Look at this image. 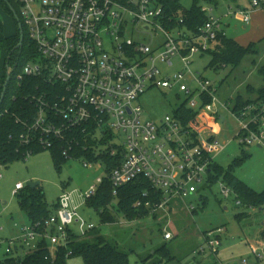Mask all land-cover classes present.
<instances>
[{"label": "built area", "instance_id": "built-area-1", "mask_svg": "<svg viewBox=\"0 0 264 264\" xmlns=\"http://www.w3.org/2000/svg\"><path fill=\"white\" fill-rule=\"evenodd\" d=\"M19 2L38 55L18 77H35L46 84L34 98L32 123L25 127L22 140L27 144L35 141L48 151L60 145L69 159L78 149L118 158L121 164L109 176L114 196L125 185L147 179L153 196L162 195V200L148 201L145 206L152 216L170 217L174 202L185 203L201 193L215 172L216 158L227 147L211 133L220 108L230 111L239 123L236 138L240 145L264 147V101L231 111L229 104L218 99L212 81L192 70L194 57L212 50L225 31L214 7H201L208 21L191 30L184 17L169 11L167 0ZM259 9L264 10V0H252L250 9L239 8L227 17L248 25L252 13ZM153 88L185 98L174 115L159 123L144 120L139 103ZM186 113L191 117L186 118ZM30 156L32 152H28ZM83 162L86 168L92 167L90 161ZM102 183L103 178L98 179L80 198L86 203ZM220 187L224 199L234 197L236 205L242 206L228 184L220 182ZM24 188L23 183H17L15 195ZM149 197L144 193L134 207H142ZM58 204L56 213L44 224L23 225L20 235L7 241L5 255L23 257L45 239L55 256L74 234L86 236L97 228L78 213L73 193L64 192ZM185 208L194 215L198 206L191 202ZM224 232L223 228L207 232L206 249L217 250ZM163 237L166 241L174 238L167 226ZM250 246L264 263V249Z\"/></svg>", "mask_w": 264, "mask_h": 264}, {"label": "rangeland", "instance_id": "rangeland-1", "mask_svg": "<svg viewBox=\"0 0 264 264\" xmlns=\"http://www.w3.org/2000/svg\"><path fill=\"white\" fill-rule=\"evenodd\" d=\"M251 1L180 0L183 10H190L196 5L204 8L214 7V14L222 18L223 28L229 38L242 42L246 47L254 46V51L235 68L232 64L227 67L220 65L211 67L213 51L196 55L193 59L192 70L212 81L217 87L218 99L229 104L231 111L240 97L244 101L256 100L259 90L264 86L262 71L264 11L260 10L257 14H252L248 25L240 19L224 17L227 13H235L238 6L247 8ZM0 30L5 37L14 36L17 33L14 17L1 5ZM7 57V51L0 47V88L6 74ZM184 99L183 95L178 96L174 91L162 88L150 89L139 101L144 110L143 118L159 123L165 116L174 115ZM239 130V123L232 113L220 108L217 123L211 133L227 145L225 151L216 158L218 166L224 173L219 176L216 183L209 185V189L206 191L202 189L203 192L185 200L187 205L191 202L199 204L200 194L208 197L207 207L198 210V217L201 219L198 221L196 218L197 224L195 222L179 223L174 218V220L165 219L162 218V214H159L158 217L163 223L162 227H160V221L155 223L152 215L150 221L148 217L131 225L127 224L122 215L117 214L116 224L102 225L97 212L92 207H88L83 198H80L92 186L97 185L98 179L106 176L102 162L93 163L92 167L86 168L82 159H70L59 167L55 164L52 152L45 150L30 156L27 161L15 162L6 168L0 167V228H2L0 242L4 241L1 243L0 264L5 257L7 241L18 237L22 225L28 223L26 215L20 209L19 199L14 193L16 184L20 182L25 186L30 182H40V188L49 205H54L64 192L73 193L75 204L79 206L78 213L83 218L93 222L107 238L128 239L125 246L137 248V253L142 258L154 255L155 251L166 246L173 259H166L164 264H263V261L253 254L250 245L254 242L255 246L264 249L262 246L264 237L261 235L264 230V206H251L244 201L242 206H236L234 197L224 199L221 195L220 182H224L227 173H231L253 191L264 192V147L240 145L236 138ZM240 213L244 214L242 215L243 223L237 219ZM166 226L174 234L171 241L164 240L162 228ZM221 226L226 229L221 239V246L215 251L206 249L207 244L205 248L201 249L202 246H200L198 249V244H204V241L199 238L201 233ZM137 228H140V231ZM115 233L118 234L114 236ZM123 250L130 251L126 248ZM156 258L161 259L159 256ZM70 264H79V260H72ZM129 264L144 263L139 260L137 254L131 253Z\"/></svg>", "mask_w": 264, "mask_h": 264}, {"label": "trees", "instance_id": "trees-1", "mask_svg": "<svg viewBox=\"0 0 264 264\" xmlns=\"http://www.w3.org/2000/svg\"><path fill=\"white\" fill-rule=\"evenodd\" d=\"M167 3L170 6L169 11L184 17L185 26L191 30H197L199 26L204 25L208 21L207 15L197 5L190 10H183L180 0H167ZM0 5L14 17L13 9L19 16L21 24L23 23L22 7L19 0H7V2L0 0ZM22 31L24 39L22 45L19 46L21 39L19 28L17 33L11 37H5L2 30H0V47L8 53L6 74L0 88V167L4 168L15 162L27 161L28 152H32L33 156L45 151L35 141L27 144L22 140L25 127L32 123V116H34L32 112L34 105L32 103L34 98L38 97L46 88L44 81L39 78L28 77L19 80L18 76L22 73L24 67L32 58L38 55L24 23ZM253 48V45L246 47L229 38L224 31L219 34L216 46L209 51H213L211 67L214 68L218 65L227 67L232 64L235 68L248 54L254 51ZM7 65L13 70L5 98L1 102V95L7 77ZM262 71L264 74V67ZM258 94V98L254 101H244L240 97L233 111L239 112L249 104H257L264 101V86L259 90ZM184 115L186 118L191 117L187 113ZM62 148V146L57 145L53 151H50L53 154L55 164L59 167L70 160L63 155ZM73 159H86L91 163L102 162L105 166L106 176L103 178V183L100 185L96 195L86 202L87 206L92 207L100 216L102 225L113 226L116 224L117 214L122 215L128 222L145 219L151 216V211L145 206V203L148 201L153 203L160 202L162 200V195L161 197L153 196L154 191L151 189L150 182L144 178L125 185L119 189L118 195L114 196L109 176L114 169L120 166L121 161L118 158L110 156L98 157L93 151L78 149ZM214 171V174L209 178V185L216 183L219 176L224 173L217 164L214 167ZM216 172L217 175L215 176ZM224 178V183L228 184L237 193V199L241 200L242 205L244 201L251 206H264V192L257 193L253 191L231 173H227ZM144 193L149 194V199L143 200L142 207L135 208V203L142 199ZM16 196L19 199L20 209L26 215L30 224H44L59 208L58 201L54 205L47 203L45 194L40 186L34 189L25 186ZM242 215L244 214L237 215V219H243ZM154 217L157 218L158 215ZM117 234L115 233L114 236ZM261 235L264 237V230ZM127 242L128 239L107 238L99 228H95L86 236L74 234L68 245L60 247L55 256L51 255L49 242L43 239L35 251L28 252L23 257L10 258L5 255L2 264H70L72 260H79V264H129L131 253L137 254L139 260L144 264H164L166 259H173L166 246L155 251L154 255L142 258L137 253V248H127L125 246ZM123 248L130 251H124ZM157 256L161 259H157Z\"/></svg>", "mask_w": 264, "mask_h": 264}, {"label": "crops", "instance_id": "crops-1", "mask_svg": "<svg viewBox=\"0 0 264 264\" xmlns=\"http://www.w3.org/2000/svg\"><path fill=\"white\" fill-rule=\"evenodd\" d=\"M216 8H217V6H216ZM240 8V6H238V8L237 9H239ZM251 8V2H250V5L247 7V8H242V9H250ZM258 11H260V9L259 10H255L252 14L254 15V14H257L258 13ZM262 11H264V10H262ZM228 14V13H227ZM227 14H225L224 15V17H227ZM228 18V17H227ZM232 18H234V17H232ZM235 19V18H234ZM17 29H18V26H17ZM237 41V40H236ZM238 42V41H237ZM238 43H240L241 45H245V44H243L242 42H238ZM217 162V161H216ZM218 165V164H217ZM207 189H209V185H207V187H205L204 188V190L203 191H206ZM202 191V192H203ZM198 201H199V204H196L197 206H198V209L196 210V212L194 213V215H191L190 213H189V211H187V209L185 208V206H186V202L184 203V202H180V201H177V202H174V204H173V210H172V213H171V216L170 217H168L167 215H165V214H162V218H167V219H171V220H174L175 219V221H177V222H179V223H184V222H189V223H191V222H195L196 224H197V220H196V218H198V221H200V217H198V210L199 209H203V208H205V207H207V204H208V201H209V199H208V197L207 196H205L204 194H200V196H199V198H198ZM235 205H236V202H235ZM237 206V205H236ZM227 209V208H226ZM241 214V213H240ZM150 217V216H149ZM154 217V216H153ZM172 217V218H171ZM148 218V217H147ZM155 219V223L157 224L159 221H160V218L159 217H154ZM174 218V219H173ZM144 219H142V221H143ZM148 220L150 221L151 220V217L150 218H148ZM243 220L244 219H240L239 221H241L240 223H243ZM139 221H141V220H136V221H132V222H127V224H135V223H137V222H139ZM170 223H172V222H170ZM27 224H29V222L27 223ZM159 224H160V227H162V221H160L159 222ZM24 225H26V224H24ZM241 226H242V224H240ZM23 226V225H22ZM128 226H130V225H128ZM218 228H223L224 230H225V232H224V234L226 233V229H225V227L223 226H221V227H217V228H215V229H208V230H205L203 233H201L202 235L199 237V238H201L202 239V241H204V244H202V245H199L198 244V249H199V247L200 246H202V247H200L201 249L202 248H205V245H206V240H207V238H206V233L207 232H209V231H213V230H216V229H218ZM163 229H164V227L162 228V234H163ZM137 230H140V228H137ZM20 233V232H19ZM174 235V234H173ZM224 236V235H223ZM222 239H223V237H222ZM173 240V239H172ZM221 243H222V241H221ZM254 243V242H253ZM251 244V245H255V244ZM261 246V245H260ZM262 246H264V245H262ZM205 253V252H204ZM201 257V256H200Z\"/></svg>", "mask_w": 264, "mask_h": 264}, {"label": "water", "instance_id": "water-1", "mask_svg": "<svg viewBox=\"0 0 264 264\" xmlns=\"http://www.w3.org/2000/svg\"><path fill=\"white\" fill-rule=\"evenodd\" d=\"M4 1L7 2V0H4ZM12 11H13L14 17H15L17 23H18V28H19V30H20L21 39H20V44H19V46H21L22 43H23V39H24L23 31H22V28H23V27H22V24H21V22H20V18H19V16L17 15V13H16L13 9H12ZM10 79H11V72H10L9 65H7V77H6V81H5V84H4L3 93H2V95H1V102H2L3 99L5 98V94H6L7 87H8V84H9V82H10ZM40 184H41L40 182H35V183L30 182V183H27V186L30 187V188H32V189H34V188L40 186Z\"/></svg>", "mask_w": 264, "mask_h": 264}]
</instances>
